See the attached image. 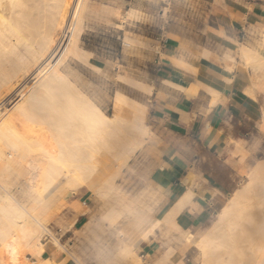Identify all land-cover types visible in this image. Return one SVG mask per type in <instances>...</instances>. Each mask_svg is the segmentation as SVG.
<instances>
[{"label": "bare ground", "instance_id": "6f19581e", "mask_svg": "<svg viewBox=\"0 0 264 264\" xmlns=\"http://www.w3.org/2000/svg\"><path fill=\"white\" fill-rule=\"evenodd\" d=\"M110 3L0 0V258L8 250V253L14 250L18 256L16 262L9 264H51V259H39L43 240L49 233L35 222L31 212L45 210L47 195H76L85 188L109 209L118 211L114 207L117 204L112 207L109 200L119 197L114 179L144 144L148 133L144 122L146 111L121 94L116 95L117 111L107 115L87 98L77 82L56 66L35 84H25V90L20 88L24 81L28 83L36 77L37 71H41L38 69L46 65L45 61L58 48L62 50L58 63L65 59L68 67L80 62L93 68L91 52L81 46L86 23L100 19L109 25L119 18L122 25L129 15L124 17L120 8ZM125 36L127 46L131 38ZM261 40L264 44V36ZM240 50L247 61L257 60L252 57L253 49L243 46ZM120 77L147 88L127 74ZM255 83V89L264 94L263 71L256 74ZM19 88L22 94L17 96ZM14 94L18 98L7 107ZM127 108L130 115L125 118ZM260 117L264 119V107ZM18 179H22L21 186H16L20 184ZM16 192L24 193L23 199H18ZM192 193L188 190L164 216L168 230H178L181 236L187 230L174 218ZM111 224L113 219L109 220V227ZM55 239L52 241L58 249L83 264ZM197 247L200 264H264V158L252 167L244 186L218 211ZM127 249L125 244L118 247L119 251ZM68 257L55 259L54 263L61 264Z\"/></svg>", "mask_w": 264, "mask_h": 264}, {"label": "crops", "instance_id": "0c3cea01", "mask_svg": "<svg viewBox=\"0 0 264 264\" xmlns=\"http://www.w3.org/2000/svg\"><path fill=\"white\" fill-rule=\"evenodd\" d=\"M176 1L142 0L131 10L150 15L151 22L130 23L145 27L147 36L159 45L153 54L155 84L150 117L157 159L149 184L163 196L164 214L188 190L193 192L175 219L182 228L194 230L236 189L255 163V147L264 142L257 127L264 94L255 89L256 74L261 70L245 63L240 50L243 46L255 49L264 57V6L255 0H224L218 5H211V0H197V8L211 9L213 22L208 25L213 29L212 36L201 35L205 46L200 47L196 42L200 32L188 26L190 15H167L163 19L162 7ZM178 1L179 7L192 8L191 2ZM191 14L203 24L195 11ZM123 23L126 28L127 17ZM68 206L76 216L83 214L76 211L78 201L71 200ZM147 246L144 243L142 248ZM8 252L0 258V264L16 262L14 250ZM58 254L56 245L48 250L42 243L39 259H51L55 264V259L63 257Z\"/></svg>", "mask_w": 264, "mask_h": 264}, {"label": "rangeland", "instance_id": "374dc122", "mask_svg": "<svg viewBox=\"0 0 264 264\" xmlns=\"http://www.w3.org/2000/svg\"><path fill=\"white\" fill-rule=\"evenodd\" d=\"M103 1L105 3L111 2L116 8L119 7L124 17L128 13L131 14L127 16L128 24L126 28L124 23L120 25L122 20L119 18L113 19L114 21L112 20V23H108L109 25L103 20L101 22L100 19L99 22L97 19H92L86 23V30H84L85 32L83 31L81 36V46L91 52L90 59H92L91 62L94 67H91V69L80 62L70 63L68 67L65 65L67 62L65 59L63 60L64 63L63 61L58 63L57 59L62 51L58 50V48L52 54L53 56L49 57L48 60L50 61H45L46 65H42L44 67L38 69L41 71H37L38 74L35 72L36 77L34 76L35 78H32L28 83L24 81V85L22 84L23 86L21 85L20 88L24 87L22 89L25 90L26 85L31 86L35 84L51 67L56 66L58 69L60 68L59 70L62 73L69 75L73 82H77L76 85L78 88H81V91H84L82 92L87 95V98L91 99L93 103L95 102L94 104L107 115H112L117 111V94H121L130 101L135 102L137 106L143 107L146 111L144 122L147 124L148 133L145 135L143 146L134 153L128 161L127 166L122 167L120 175L114 179V185L118 190L119 197L109 200L113 202L112 207L117 204L114 207L118 211L109 209L102 199L100 200L92 192L86 191L84 188L76 195L59 196L60 194L57 195V193L47 195L44 199L46 204L45 210L31 211L32 215L36 223L44 227L48 232L50 231L51 235L46 234L43 240L48 250H54L52 240L56 238L55 240L58 239V242L75 254L83 264H200L197 247L200 236L210 229L218 211L228 202L229 198L239 188L244 186L252 167L264 158V142L262 145H258V148L255 147V163L247 169L246 175L240 179L236 189L230 191L225 196L221 205L216 206L210 214L205 216L199 226L194 230L186 229L187 232L184 236H181L178 230H168V224L164 220L166 214L163 211L164 198L149 184L150 177L155 168L154 160L157 159L156 151L152 147L154 139L151 133L150 117L151 98L155 84L153 54L158 51L159 45L158 42L153 41L147 36L145 27L140 28L138 24L132 25L130 23L131 20H142L143 24L147 25V23L151 22L152 18L150 15L132 12V7L141 3L142 0ZM185 1L191 2V9L179 7L181 3L177 0L174 5L167 4L166 7H162V17L165 20L167 15L171 17L190 15L192 19L188 23L189 29L200 32L199 38L196 39L197 45L200 47L205 46V39H201V35L208 37L211 35V31H213L208 26L213 23L211 22V9L207 7L197 8L195 6L197 0ZM223 1L211 0V5H218ZM255 2H259L261 6H264V0H255ZM143 4H145V1ZM192 11H195L200 16V21H203V24L193 19ZM125 21L123 20V22ZM250 30L254 31V29ZM124 36L129 39L131 38L127 46L124 45ZM261 36L263 38L264 32H262ZM261 47L264 50V45H261ZM252 57L257 60L260 59V62L254 59L253 61L257 62L255 64V62L247 61L243 57L245 63H254V68L255 66L256 68L261 66L259 69L262 72L264 57L257 55L255 49H253ZM81 64L83 65L82 67ZM75 65L77 66L75 67ZM121 74H127L138 82L141 81L147 88H143L130 80L123 79L120 77ZM20 88L15 93L17 96L22 94V89L20 90ZM17 96L15 95L12 101L9 100L10 102L8 101L9 104L6 106L8 107L11 102L17 99ZM129 110V108L124 110L125 118L129 117ZM257 127L264 138L263 118L260 117ZM17 182L20 184L16 186L22 185V179H18ZM14 191L16 190L14 189ZM15 194L16 196L19 194L17 196V198L19 197L18 199H23L24 193L20 194L16 192ZM71 200L79 202V208L76 211H80L83 213L82 215L78 214L76 216L77 213L71 211V208L68 206ZM102 203L103 205H101ZM125 206H129V208L126 209ZM112 219L114 220V224H111L112 226L110 225L109 227L108 222ZM117 229L122 232L121 236L117 234L119 233ZM113 230L116 232L114 233ZM144 243L149 245L146 249L142 248ZM121 244H125L128 249L126 251H119L118 247ZM146 250L149 251L148 255L146 254ZM60 254L63 257H68L63 250H60ZM67 261L68 264H79L75 259L70 257H68Z\"/></svg>", "mask_w": 264, "mask_h": 264}]
</instances>
